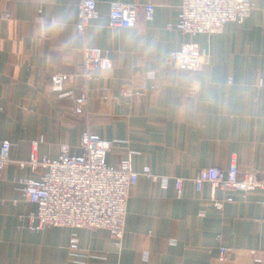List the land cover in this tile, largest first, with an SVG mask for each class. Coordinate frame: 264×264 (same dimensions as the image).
<instances>
[{
	"label": "crops",
	"instance_id": "1",
	"mask_svg": "<svg viewBox=\"0 0 264 264\" xmlns=\"http://www.w3.org/2000/svg\"><path fill=\"white\" fill-rule=\"evenodd\" d=\"M112 1L97 0L81 36L79 0H0V147L8 141L12 159L0 167V264H264V189L205 183L198 192L193 182L233 158L241 174L264 172V0H250L243 22L214 35L179 28L181 0H120L138 4L131 40L128 27L109 25ZM64 10L69 28L34 42L38 18ZM73 34L85 42L68 48ZM187 42L210 55L201 69L174 63ZM83 48L101 50L112 67L85 79ZM56 75L62 90L50 87ZM86 133L114 142L108 166L130 160L140 173L121 244L103 228L30 225L38 206L25 185L41 183L48 168L17 161H55L62 144L81 157Z\"/></svg>",
	"mask_w": 264,
	"mask_h": 264
},
{
	"label": "built area",
	"instance_id": "2",
	"mask_svg": "<svg viewBox=\"0 0 264 264\" xmlns=\"http://www.w3.org/2000/svg\"><path fill=\"white\" fill-rule=\"evenodd\" d=\"M148 18L152 17L154 4L144 5ZM179 28L187 34L207 33L214 35L230 21L243 22L251 12L250 0H181ZM138 4L120 0L112 1L109 10V25L127 27L137 20ZM98 16L97 0H79L77 32L84 36L91 20ZM85 79L92 77L98 69L112 67L111 59L99 49L83 48ZM179 67L192 70L201 69L210 60V55L201 51L196 43H184L182 49L172 55ZM264 86V81H261ZM53 90H62L65 82L56 75L50 83ZM86 94L81 102L86 103ZM84 153L81 157L69 155V146L61 145V153L55 161H38L35 155L30 161H17L20 166L30 163L48 168L41 183L29 181L25 185L28 199L36 203L38 210L30 216V225L36 229L47 226L107 229L121 244L125 234V219L128 201L135 187L139 172L134 170L131 161L114 168L107 165V155L113 150L114 142L89 133L80 139ZM11 145L8 141L0 147V167L9 163ZM142 173L157 179L150 167ZM196 191H201L209 183L213 191L220 187L225 190L253 191L264 189V172L252 171L241 174L236 159L227 168L209 166L201 169L193 180ZM183 179H176L178 190ZM217 207L222 204L215 202ZM228 254L221 248L220 258Z\"/></svg>",
	"mask_w": 264,
	"mask_h": 264
},
{
	"label": "clouds",
	"instance_id": "3",
	"mask_svg": "<svg viewBox=\"0 0 264 264\" xmlns=\"http://www.w3.org/2000/svg\"><path fill=\"white\" fill-rule=\"evenodd\" d=\"M72 18L73 17L70 10L58 12L56 15L51 17L42 16L38 18L36 27L32 34L33 41L36 43H40L50 38H53L60 33L65 32L69 28L72 22ZM127 27L130 30L129 39L131 40L133 38L131 30H133L135 26L130 24ZM102 29L103 23L101 22L95 27L94 31H99ZM91 38V36L88 38L89 41L91 40ZM84 42L85 41H82L79 35L73 34L68 40L65 41V44L68 48H72Z\"/></svg>",
	"mask_w": 264,
	"mask_h": 264
}]
</instances>
